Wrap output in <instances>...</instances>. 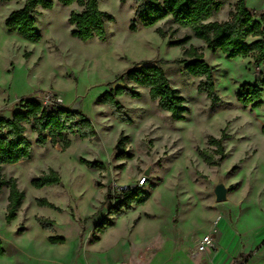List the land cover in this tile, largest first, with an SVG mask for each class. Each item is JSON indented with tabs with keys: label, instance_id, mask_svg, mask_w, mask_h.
<instances>
[{
	"label": "rangeland",
	"instance_id": "374dc122",
	"mask_svg": "<svg viewBox=\"0 0 264 264\" xmlns=\"http://www.w3.org/2000/svg\"><path fill=\"white\" fill-rule=\"evenodd\" d=\"M52 1L53 8L35 13L42 34L35 43L6 25L8 15L24 0L0 3V117H12L23 109L24 99L52 90L63 99V107L84 114L96 133L86 138L67 134L69 147L64 140L53 143L47 133V144L40 145L32 125L27 126L32 157L0 167L4 178H17L25 192L12 221L6 218L9 185L0 192V238L6 250L0 264H228L238 252L249 254L246 264H264V104L251 109L237 100L243 82L263 84L264 63L251 55L229 59L222 51L215 53L171 17L151 27L138 22L133 30V0H100V8L114 20L107 22L105 40L83 41L72 34L69 22L71 12L83 8ZM245 1L260 19L264 0ZM222 2L212 20H227L238 0ZM187 34V43L170 44ZM191 45L214 68L220 102L213 103L198 90L201 77L173 61ZM145 61L161 65L186 99L185 119H172L143 86H136L140 97H117L125 106L126 121L99 101L117 86H132L118 77ZM122 136L128 140L120 145ZM222 136L226 157L220 165H211L200 151L217 155L209 139ZM83 160L101 162L105 168ZM51 169L60 174L59 184L32 185L34 178ZM142 177L146 181L138 190L148 191L150 197L130 208L119 206L115 186L131 185ZM221 183L228 191L219 201L215 187ZM39 198L55 207L40 205ZM105 218L108 221L100 225ZM224 220L230 225L222 229L216 252ZM208 233L216 248L194 254ZM56 236L65 241L52 242Z\"/></svg>",
	"mask_w": 264,
	"mask_h": 264
},
{
	"label": "trees",
	"instance_id": "16d2710c",
	"mask_svg": "<svg viewBox=\"0 0 264 264\" xmlns=\"http://www.w3.org/2000/svg\"><path fill=\"white\" fill-rule=\"evenodd\" d=\"M11 1L20 0H0V3ZM122 1L126 2L127 0ZM133 1L137 4L136 18L131 26L133 30L137 29L138 22L151 27L171 17L174 23L190 28L194 36L203 40L207 47L215 53L222 51L229 59L251 55L257 62L264 63V12L260 19H256L245 0H238L234 11L224 21L211 19L222 9V0ZM59 2L63 5L76 3L83 8L80 12L72 11L69 17L70 24L74 26L72 30L74 36L83 41L93 38L106 39L107 22L114 20V16L100 8V0H59ZM38 8L51 9L53 8V1L24 0L23 6L13 10L6 18L9 31L17 33L27 41L39 42L42 34L36 25L35 13ZM158 32L165 35V32L160 28H158ZM190 39L191 35L187 34L181 39L171 40L170 44L183 45ZM173 61L184 63L189 74L202 78L198 90L206 93L213 103L221 101V97L216 92L214 68L204 59L202 52L196 46L191 45L190 48H185L183 56ZM118 78L133 83V85L117 86L114 90L104 93L99 101L108 104L113 113L121 120L126 121L128 118L125 114V106L117 97L122 94L140 97L142 94L140 90L136 89V86L148 88L150 98L157 101L162 109L168 111L172 119L183 120L186 118L188 111L186 99L177 88L172 86L161 65L145 61L129 69ZM263 92L264 82L262 85L243 82L239 86L237 100L245 108L256 109L264 104ZM29 124L37 133L36 141L40 145L47 144L49 140L47 133L51 135L53 143L64 140L65 147L70 146V140L66 139L67 134H77L81 138H86L96 133L91 121L79 110L66 108L62 105H53L52 108H48L36 98L24 99L23 109L15 111L12 117H0V167L6 164H16L32 157L33 142L27 135ZM262 130L264 132V125ZM224 136L220 138L210 137L209 139V143L215 146L217 155L207 150L200 151L207 163L220 165L225 159ZM125 140H128V137L122 136L120 145ZM83 161L96 168H105V165L98 161ZM60 182V174L51 169L49 172L34 178L32 185L43 188ZM5 185H9L6 218L8 221H12L24 202L25 192L19 188L17 178L12 177L6 180L0 171V192ZM138 189L135 188L131 193L120 194L118 196L121 198L119 206L126 205L130 208L132 203H141L150 197L148 191H139ZM38 203L55 207L46 198H39ZM118 210L120 213L123 212L122 209ZM105 221H108L107 218L100 225ZM109 225H113V222L111 221ZM99 226L97 229L100 228ZM99 230H105V227ZM50 239L54 243L65 241V238L61 236ZM5 253L6 250L0 238V255ZM248 257L249 254L241 253L234 258L232 264H244Z\"/></svg>",
	"mask_w": 264,
	"mask_h": 264
},
{
	"label": "built area",
	"instance_id": "2783aa9c",
	"mask_svg": "<svg viewBox=\"0 0 264 264\" xmlns=\"http://www.w3.org/2000/svg\"><path fill=\"white\" fill-rule=\"evenodd\" d=\"M38 100H41V102L45 105H62L63 104V99L54 91H48L43 95H40L39 98H36ZM146 181V177H142L140 178L139 181L134 182L131 185H123V186H115V191L119 192V194H121L123 192L129 191V190H134L135 188H139L140 186H142L144 184V182ZM215 242L214 239L212 237V233H208L205 234L202 237V240L200 241L199 245L197 246V248L194 250V254H197L201 251H206L207 249H215Z\"/></svg>",
	"mask_w": 264,
	"mask_h": 264
},
{
	"label": "crops",
	"instance_id": "0c3cea01",
	"mask_svg": "<svg viewBox=\"0 0 264 264\" xmlns=\"http://www.w3.org/2000/svg\"><path fill=\"white\" fill-rule=\"evenodd\" d=\"M229 225H230V223H229L227 220L221 221L220 224H219V233H218L217 236H216V241H217V243H218V250H217L216 252L219 251V248H220V245H221V242H222V239H223V238H222V233H223L222 229L224 228V226H228V227H229ZM232 231L235 232L234 229H232ZM235 234H236V236L238 237V235H237L236 232H235ZM240 254H241V253L238 252V253L234 256V258L238 257ZM234 258H231V257H230V258H229V263H228V264H232L233 261H234ZM248 262H249V261L247 260V261H245L244 264H246V263H248Z\"/></svg>",
	"mask_w": 264,
	"mask_h": 264
},
{
	"label": "water",
	"instance_id": "95a60500",
	"mask_svg": "<svg viewBox=\"0 0 264 264\" xmlns=\"http://www.w3.org/2000/svg\"><path fill=\"white\" fill-rule=\"evenodd\" d=\"M227 187L221 183L215 187V195L217 200H224L227 197Z\"/></svg>",
	"mask_w": 264,
	"mask_h": 264
}]
</instances>
